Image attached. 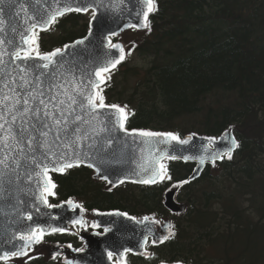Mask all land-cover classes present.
<instances>
[{"label": "trees", "instance_id": "1", "mask_svg": "<svg viewBox=\"0 0 264 264\" xmlns=\"http://www.w3.org/2000/svg\"><path fill=\"white\" fill-rule=\"evenodd\" d=\"M151 31L136 33L134 51L146 68L126 61L104 88L107 104L127 105L128 129L196 131L219 136L231 126L239 140L236 156L179 194L186 210L172 216L165 191L186 179L193 165L168 162V180L156 186L125 184L113 191L74 168L53 175L54 204L71 198L88 210H120L135 217L156 215L173 223L174 236L128 264H264V0H155ZM88 18L69 14L47 33L40 49L50 52L83 38ZM135 79L134 83L131 81ZM209 97L214 101L204 105ZM220 97H222L220 99ZM193 118L190 127L179 120ZM198 119V120H197ZM79 243L53 235L46 245ZM13 261L7 264H19ZM26 264H59L41 253Z\"/></svg>", "mask_w": 264, "mask_h": 264}, {"label": "snow or ice", "instance_id": "2", "mask_svg": "<svg viewBox=\"0 0 264 264\" xmlns=\"http://www.w3.org/2000/svg\"><path fill=\"white\" fill-rule=\"evenodd\" d=\"M123 3L124 0H109L107 5L105 0H0V218H9L7 224L15 225L4 233L3 242L12 247L11 251L0 254L4 262L28 256L29 250L41 243L45 235L65 231L33 219V210L44 215L41 206L57 207L48 201L49 196H55L56 188L50 173H63L86 164L96 168L99 174L100 168L93 161H104L107 155L115 154L113 145L118 141L125 147L130 142L139 149L136 163L139 179L133 183L155 184L163 180L167 175V166L161 162L164 159H193L169 155L166 148L160 147L171 146L172 142L186 145L191 137L182 140L171 132L129 131L126 124L129 115L134 113L128 112L127 105L106 103L103 85L126 55L121 45L112 42L111 36L107 37L105 51L94 59H78L87 38L50 52L40 49V32L49 31L66 14L91 11L95 20L97 9L107 7L118 11ZM141 3L142 8L136 15L142 16V23L127 27L151 31L149 14L157 8L155 0H141ZM13 8L19 19L10 23L5 11ZM112 49L117 50L118 55H113ZM232 141L234 147H239L234 138ZM224 155L231 159V150ZM206 159L200 156V165H204ZM210 159L215 164L223 155H213ZM102 178L108 180L107 175ZM119 182L124 183V180ZM67 203L84 210L71 200ZM116 215L127 216V213ZM148 220L144 217L145 222ZM73 223L86 226L82 219ZM171 236L174 232L170 231L160 242ZM128 251L125 249L121 254V264H126ZM113 255L109 251L108 259L112 260ZM66 264L72 262L66 261Z\"/></svg>", "mask_w": 264, "mask_h": 264}, {"label": "water", "instance_id": "3", "mask_svg": "<svg viewBox=\"0 0 264 264\" xmlns=\"http://www.w3.org/2000/svg\"><path fill=\"white\" fill-rule=\"evenodd\" d=\"M108 3L109 0H105V5H107ZM141 8H142L141 0H124L123 5L120 7L118 11H112L107 7L97 9L96 19L93 20L91 18L89 23V31H91L92 35L89 36V31H88L85 37L87 39L83 38L85 39L86 47L81 52V55L80 57H78V59L81 60L94 59L98 55H101L105 51L104 46L107 44L108 36H111L112 39L121 36L124 32L129 30H137L139 32L146 31L147 29L143 27H137V28L127 27L128 24L142 23V16L136 15L137 11L141 10ZM90 12L91 11H89L88 13H78V14L87 15ZM72 13H76V12H72ZM150 15L151 13L149 14V17ZM5 18L8 19L10 23H15L16 20L19 19L15 16L14 8L5 11ZM43 32H47V31H43ZM113 33H116V35H112ZM72 44L74 43H70L67 45H72ZM117 44L121 45L124 49V46L121 43H117ZM79 48L80 46H77V49ZM69 51H72V49H69ZM111 51L113 55H118L117 50L112 49ZM125 59H126V55H125ZM124 60L121 63H123ZM121 63H119L115 69H117ZM115 69H113L111 72H113ZM147 131H151V130H147ZM119 135L123 136L124 133H119ZM189 137H191L192 139L186 145L176 144L175 142H172L171 146L160 145L161 148H166L168 150L169 155H175L177 157H185V156L193 157V159H188V160L164 159L163 161H161L163 164L166 165V161H181L185 164L195 165L192 174L187 179L173 184L165 193L164 206L173 215H180L182 210L185 208L184 204H180L177 201V196L180 193L181 189L188 185H191L196 180H198L202 176L207 166H211L215 168L217 166V163L223 161L224 157H226L227 160H230L228 159L227 155H224L225 153L231 150V156L233 158L237 150V147L233 146V141H232V138H234L235 142L238 143L236 136L234 134L233 127L227 129L218 138L191 133L188 136H186V138L184 139L181 138V139L187 140ZM113 148L115 149V154L107 155L104 161H100V160L93 161L97 165V167L100 168L99 174L97 173L96 168H91L94 171L95 180L105 182L111 189L117 188L126 183L139 185V186H155L157 184L163 183L166 180L167 175L163 180H157L155 184L133 183L132 182L133 180L139 179V176L136 174L138 171L136 168V163L139 161V157H140V153L137 145L129 142L128 146L125 147L123 143L118 141L116 144L113 145ZM205 148L208 149L207 152L204 151ZM156 155L158 156L159 153H156ZM202 155L207 157L206 163L204 165H200L199 163V157ZM213 155H223V159H217L215 161V164H213L210 159V157ZM117 160H119L120 162L116 163L115 161ZM79 167L89 168L87 167L86 164H82ZM73 168H78V167H73ZM73 168L67 170H71ZM67 170H65L63 173L52 172L50 173V175L52 174L63 175L67 172ZM104 175L108 176V180L102 178ZM142 175L146 177L147 173H144ZM121 179L124 180V183L119 182ZM109 180L112 181V183H109L108 182ZM73 203L78 204L74 201ZM41 212L44 213V215L35 213V211L33 210L34 221L45 226L51 224L53 226L64 228L65 231L62 234H71V233L77 234V230L74 229V226L78 224L73 223L76 220L82 219L83 221L85 220L86 222L91 223V229H92L91 233L86 234L85 230H82L80 234H77L80 242L83 243L85 246V251L77 254L72 260H70L72 264H121V254L124 253L125 249L130 250L127 252V255L131 254L137 256V255L146 254L147 246L149 242H151L152 246H159L168 240L167 239L164 240L163 242H160V240L164 236H167L171 231L170 223H165L164 225H162L161 222L158 219H156L155 216L153 215L145 216L149 218V220L145 222L144 217L139 220L136 217L130 216L128 214L127 216L116 215V213H124L121 211L90 212L85 209L81 211L80 208H74L71 205H69L67 202L52 208L41 206ZM52 217H55V219H52ZM129 217H133L134 219H129ZM7 219L9 218H0V254H2L6 250L7 251L12 250V247L10 245H6L3 242L5 230L7 228L15 227V225L7 224L6 222ZM11 219H14V217H11ZM93 225H99V227H93ZM157 226H160V231H158ZM105 229H109V230L105 231ZM163 234L165 235L162 236ZM145 239H147V244H145ZM153 241H156V243L154 244ZM17 243L20 242L17 241ZM39 244L34 245V247L29 250V253L32 252L35 249V247L38 246ZM109 251L114 253L113 257L116 258L117 263H114L112 260L108 259L107 253ZM18 258H22V257H18ZM1 262L3 261L0 260V263ZM175 264H182V263H175Z\"/></svg>", "mask_w": 264, "mask_h": 264}, {"label": "rangeland", "instance_id": "4", "mask_svg": "<svg viewBox=\"0 0 264 264\" xmlns=\"http://www.w3.org/2000/svg\"><path fill=\"white\" fill-rule=\"evenodd\" d=\"M87 18L89 20L90 15H87ZM139 36L136 35V33L132 32V31H128V32H124L121 36H119L116 41L123 44L127 50L128 53H132L134 51V45L137 44L139 42ZM127 53V57L130 61V65L132 66H139L140 68H146L149 64V59L145 58V57H141L139 56L137 53H132V54H128ZM136 80L133 79L131 81V83H134ZM222 97H220L221 99ZM214 101L213 97H209L206 101V103H204V105H208L211 102ZM193 120V118H188L185 120L181 119L179 120V125L182 127H190L191 126V121ZM198 120V119H197ZM46 251V249H44Z\"/></svg>", "mask_w": 264, "mask_h": 264}]
</instances>
